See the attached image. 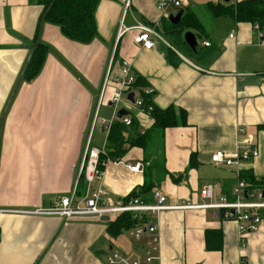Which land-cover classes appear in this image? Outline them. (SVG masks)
<instances>
[{"label":"crops","instance_id":"obj_1","mask_svg":"<svg viewBox=\"0 0 264 264\" xmlns=\"http://www.w3.org/2000/svg\"><path fill=\"white\" fill-rule=\"evenodd\" d=\"M159 1L101 0L96 11L98 37L83 44L45 21L44 7L36 0H0V210H5L0 212V264H109L113 249L130 258L144 256L148 233L128 240L122 238L128 230L112 237L108 221L101 219L64 221L27 212L71 194L87 147L108 146L109 133L101 124L91 125L97 110L88 88L100 84L115 51L112 82L106 87L105 104L112 109L108 119L114 113L112 94L118 90L113 80L122 75L123 62H129L135 75L145 81L154 104L185 109L188 124L164 130L163 151L146 152L124 144L120 162L109 163L104 173L103 186L113 200L135 189L140 192L147 179L154 185L144 196L148 202L157 190L169 205L196 204L200 190L210 183L219 184L217 198L229 194L237 181L236 169L215 166L211 155L218 150L236 154L238 142L246 139L260 154L245 163L242 171L252 170L264 179V39L260 32L250 22L211 17L205 26L211 34L205 42L210 45L199 41L203 48L219 49L208 58L210 62L186 58L166 39L147 50L135 41L139 31L129 28L157 24L162 33ZM220 1L224 0L211 2ZM181 4L190 6L183 0ZM223 18L229 23L220 33L217 21ZM37 41L49 51L40 74L26 82L23 71ZM169 47L182 59L178 66L168 60ZM123 106L138 120L142 133L152 127L153 119L140 108L126 102ZM128 134L123 132L125 138ZM192 155L196 166L191 165ZM136 163L143 165V172L127 167ZM166 171L186 172V177L175 183ZM99 185L96 180L92 188ZM210 229L222 230V250L207 249ZM159 230L161 264H264V220L260 230L248 235L245 247L235 221L205 209L164 211Z\"/></svg>","mask_w":264,"mask_h":264},{"label":"built area","instance_id":"obj_2","mask_svg":"<svg viewBox=\"0 0 264 264\" xmlns=\"http://www.w3.org/2000/svg\"><path fill=\"white\" fill-rule=\"evenodd\" d=\"M181 0H160L157 3V8L162 14V17L169 18L171 15L178 13V8L181 6ZM129 7L127 2L126 8ZM169 8H174L173 12H169ZM256 30L260 32V36L264 39V31L259 25H255ZM129 29H136L139 33L135 37L137 44L144 49L151 50L156 47L159 41L165 42L162 33L156 25L139 23ZM232 36V34L230 35ZM205 46H209V42H204ZM113 53L108 67L107 76L105 77L104 85L101 91L99 105L105 102L106 87L110 80V73L114 64ZM122 75L115 78L118 90L112 94L111 103L114 108L113 116L110 119H98L97 113L94 116L92 127L95 123L100 122L103 129L110 132L113 123L117 120L122 121L126 125L132 124V118L129 115L120 118L118 112L124 109L123 104L137 106L141 109L142 99L135 93L134 101L129 99L128 95L133 92L130 88L136 77L131 63L123 62L121 66ZM145 92H150L145 89ZM123 106V107H122ZM96 111V112H97ZM148 115V114H147ZM242 134L245 133L243 128L239 129ZM259 149L251 140H240L238 142V150L236 154H228L222 150L215 151L211 155V162L217 167H232L236 169L237 181L232 188L231 196L224 194L216 197V189L218 183H210L200 190V202L184 203L182 205H169L167 197L160 191H155L153 201L147 202L141 197L131 198L129 200L118 199L113 200L106 188L103 186L104 173L109 163L118 164L119 159L114 160L107 157V147L90 148L87 147L82 158L79 175L76 181L73 192L66 196L57 198L52 205L40 207L27 211L30 214L42 216H58L64 221L75 219L97 218L102 219L104 216L110 218L119 214H130L134 219L139 221L136 227L128 230L129 234L136 239H140L145 234H149L150 240L145 249L143 257L130 258L122 250L113 249L108 257L109 264H161V236L159 230V220L162 212L172 209H205L214 212L216 216L224 220H233L238 224L239 241L242 247L247 244L249 234L260 230L263 224L264 213V185L251 186L245 180L239 177L242 166L251 162L259 156ZM101 157H104L101 159ZM127 167L132 172H143L141 163L128 164ZM85 174L87 188L83 195L78 194L77 189L81 174ZM100 180V185L97 188H92V184ZM5 210H0L4 212ZM156 221H151V218ZM148 218V221H144Z\"/></svg>","mask_w":264,"mask_h":264},{"label":"trees","instance_id":"obj_3","mask_svg":"<svg viewBox=\"0 0 264 264\" xmlns=\"http://www.w3.org/2000/svg\"><path fill=\"white\" fill-rule=\"evenodd\" d=\"M101 0H36L40 5H43L44 20L60 26L63 34L79 43L89 44L98 37L96 11ZM206 13L213 18L229 17L236 23L250 22L254 25H259L260 29L264 31V0H231L230 2L222 1L220 3H208L205 7ZM183 11L182 18L178 24H173L169 18H163L164 29L162 35L168 41L171 47L176 48L186 58L193 59L197 63L210 62L208 59L219 49L203 48L200 46V40L211 39V34L207 32L205 24L203 23L199 13L191 6L182 5L178 8V12ZM186 31H192L198 38L199 46L197 50L190 48L184 40ZM169 47L168 60L174 65L178 66L182 59L176 51ZM49 47L39 41L35 42L32 55L23 71V78L26 82L35 79L41 72ZM116 58V51L114 59ZM131 85V90L139 93L142 99L141 110L148 114L153 119L152 127L146 132H141L139 129L138 120L130 113L132 124L128 129L122 121H115L109 132V143L107 146V157L114 160L119 159L121 154H124L126 148L124 144L127 142L129 147H141L146 152H152L154 149L163 151L162 139L163 132L167 128L187 125V112L185 109H177L174 106L165 109L157 107L152 100V93L145 92V81L138 75ZM138 97V96H137ZM128 130V138L123 136V132ZM104 157H101L103 159ZM191 165L196 166L198 162L195 161V156L191 157ZM168 174L175 183H180L181 178L186 177V172L174 174L168 171ZM151 174V172H150ZM239 177L245 180L251 186L264 185V179L258 178L254 175L252 170L240 171ZM87 182L85 174L82 173L79 179L77 192L79 194L85 193ZM154 188L153 182L147 179L141 191L133 190L126 200L135 197H141L145 201L150 199L144 197L145 194L152 191ZM229 197L231 193L226 194ZM264 215V213H263ZM108 221V232L112 237L122 234L125 230L136 227L139 221L134 219L130 214H119ZM144 221H148L146 218ZM206 247L209 250H222L223 248V232L221 229H210L206 232Z\"/></svg>","mask_w":264,"mask_h":264},{"label":"rangeland","instance_id":"obj_4","mask_svg":"<svg viewBox=\"0 0 264 264\" xmlns=\"http://www.w3.org/2000/svg\"><path fill=\"white\" fill-rule=\"evenodd\" d=\"M186 4H190V6H193V9L195 10V11H197L198 13H199V15H200V17H201V19H202V21H203V23L205 24V26H208L209 24H210V16L206 13V10H205V7L204 6H206L208 3H213V2H211L212 0H183ZM221 2V1H220ZM174 11V9L173 8H171V9H169V12L171 13V12H173ZM222 20H225V21H222V22H219V21H217V27H218V32H220V33H222L223 32V30H224V25H225V27H226V25L229 23V19L228 18H223ZM101 33H99V36L101 37V35H100ZM223 35V34H222ZM109 62V61H108ZM108 62H107V66H106V68L104 69V75H103V78L101 79V81H100V84L98 85V86H91L90 87V90H89V88H88V91L91 93V95L94 97V99H95V102H94V107H95V110H97V107H98V105H99V99H100V95H101V91H102V88H103V84H104V81H105V77L107 76V73L106 72H108L107 71V69H108V67H109V65H108ZM75 77H79V76H75ZM111 82H112V79L111 80H109V83H108V89H109V87H110V85H111ZM81 83H82V81H81ZM83 84V83H82ZM107 93V94H106ZM106 93H105V95H104V97H105V100H106V96H108V92H107V90H106ZM111 108L109 107V106H106V104H105V102H104V98H103V102H102V104L100 105V107H99V109H98V111L97 112H93V114H92V117H94V115L97 113V116H98V119L99 120H101V119H108L109 118V115H110V113H111ZM132 112V111H131ZM133 113V112H132ZM94 120V119H93ZM93 122V121H92ZM91 125H92V123H91ZM95 125H98L97 126V128L99 127V125H100V122H96L95 123ZM95 145L93 144V147H94ZM102 145L100 144L99 146H95V147H101ZM80 169V168H79ZM78 173H79V170H78ZM78 178V177H77ZM130 237H132L128 232H124L123 234H122V238H128V240H131V238Z\"/></svg>","mask_w":264,"mask_h":264},{"label":"water","instance_id":"obj_5","mask_svg":"<svg viewBox=\"0 0 264 264\" xmlns=\"http://www.w3.org/2000/svg\"><path fill=\"white\" fill-rule=\"evenodd\" d=\"M225 2H230V0H224ZM183 15V11H179L176 15H171L169 17V20L173 23V24H178L182 18ZM184 40L187 43V45L192 48L193 50H197V47L199 46V42H198V38L197 36L192 32V31H186L184 34ZM32 55V54H31ZM129 99H131V101H134V97H135V93L131 92L128 95ZM112 105V103H111ZM130 111L127 109H121L118 112V116L120 118H122L123 116L129 115ZM111 218L109 216H104L101 220L103 221H109Z\"/></svg>","mask_w":264,"mask_h":264}]
</instances>
